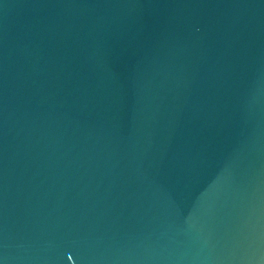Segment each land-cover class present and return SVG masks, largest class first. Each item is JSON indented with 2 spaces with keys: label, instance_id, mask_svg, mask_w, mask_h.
Masks as SVG:
<instances>
[{
  "label": "water",
  "instance_id": "water-1",
  "mask_svg": "<svg viewBox=\"0 0 264 264\" xmlns=\"http://www.w3.org/2000/svg\"><path fill=\"white\" fill-rule=\"evenodd\" d=\"M0 264H264V0H0Z\"/></svg>",
  "mask_w": 264,
  "mask_h": 264
}]
</instances>
